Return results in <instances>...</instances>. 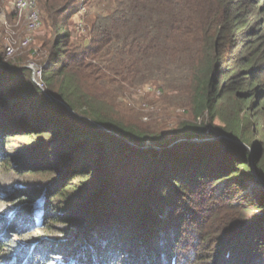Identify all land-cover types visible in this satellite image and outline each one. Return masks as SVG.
<instances>
[{"label": "trees", "instance_id": "obj_1", "mask_svg": "<svg viewBox=\"0 0 264 264\" xmlns=\"http://www.w3.org/2000/svg\"><path fill=\"white\" fill-rule=\"evenodd\" d=\"M113 2L116 6L103 30L106 38L97 53L103 54L100 62L105 59L107 67L108 58L115 52L126 55L117 64L124 79L108 68L91 78L88 70L93 66L79 67V55L64 50L70 35L66 23L60 26L58 18L52 24L53 32L63 36L40 62L43 87L35 83L30 68L9 67L6 55L0 53V137L9 132H26L30 145L41 139L48 141L53 148L62 149L61 161L67 156L72 167L68 171L72 180L66 181L70 182L66 188L58 191L59 180L65 178L54 177L50 186L55 187V193L46 200L45 207L32 203L36 201V191L18 192L17 197L26 204L20 205L18 214L9 221L6 217L0 219V259L10 256L16 264H121L119 260L130 262L133 258L130 264H181L174 253L167 254L164 241H152L160 221L151 219L145 211L156 201L175 206L172 201L176 196L187 198L186 203L194 201L188 195L211 184L216 189L210 199L224 194L230 200L227 212L242 209L245 214L227 223L224 232L231 235L225 240L220 238L214 256L198 260V254L191 253L188 259L200 264H264V189L256 194L248 188L255 181L254 172L264 184V158L260 157L264 130L258 129L259 124H264V0ZM240 46V52L233 57ZM179 67L186 73L194 122H184L171 133L137 128L112 112L107 99L92 95L91 79L96 84L101 82L108 92L136 79L141 84L164 83L158 88L166 92L168 84L172 86L171 75ZM206 138L215 142L200 141ZM32 155L38 154L35 151ZM15 157L18 156H11ZM1 164L0 170L17 168L3 155ZM122 166L140 167L145 175L142 182L147 197L142 193L139 202L144 200L147 206L140 205L139 218L140 228L147 229L149 235L143 242H132L140 246L144 257L137 259L122 240L101 251L103 243L97 241L96 232L85 243L89 244L82 249L85 251L74 250L82 248L81 239L98 227L99 215L60 218L52 202L57 198L68 200L67 194L78 193L73 201L82 200V205L91 202L83 207L104 205L106 198L100 196L107 190L103 187L110 184L112 174ZM76 181L81 190L72 187ZM80 208L76 207L75 212ZM24 223L38 241L55 225L63 226L64 234L55 242L41 240L36 246L22 247L15 238L24 242ZM61 236L64 239H59ZM204 236L203 243L216 241L214 233ZM90 248L91 252L99 251L95 260L87 255ZM63 256L68 260H62Z\"/></svg>", "mask_w": 264, "mask_h": 264}, {"label": "rangeland", "instance_id": "obj_2", "mask_svg": "<svg viewBox=\"0 0 264 264\" xmlns=\"http://www.w3.org/2000/svg\"><path fill=\"white\" fill-rule=\"evenodd\" d=\"M14 1L0 0V13L5 15L9 25L6 26L0 18V53L6 55V49L10 42H17L15 54L10 57L4 56L9 67L26 66L29 68L33 63L40 66V62L48 54L53 43L63 36L62 34L57 37V34L53 32L52 24L58 18L60 26L66 23L70 35L64 50L70 54L79 55V67L84 64H87V67L93 66L88 70L91 78H95L101 69L105 70L108 68L114 70L119 78L124 79L120 69L117 68V64L126 55H117L115 52L112 57L108 58L107 64L109 67H107L104 64L105 59L100 62L103 54L97 53L99 47H102L101 42L106 38L103 30L107 27L108 15L110 13L113 14L116 6L113 0H36L41 14L42 25L34 33H30L27 30L25 16H20L13 9ZM42 8H47L48 12H45ZM63 10L65 11L60 15ZM10 15H12V18L8 19ZM28 36L33 40L31 45L25 48L18 47V43ZM240 50L241 46L234 52L233 57H236ZM92 74L95 76H92ZM185 79L186 73L182 67H179L171 75L173 87L168 84L170 89L166 90V92L158 88V86L160 87L164 84L158 81H156L157 84L155 82H144L141 84L140 80L138 81L137 79L132 82L127 81L121 86L109 90V92L107 91L108 88L101 82L96 84L91 79L90 83L92 95L100 100L107 99L110 102L111 111L115 112L118 117L123 118L125 122L152 133H171L184 122H194L191 108L189 107L190 98ZM33 80L36 84L42 85V77L38 78L37 75H33ZM116 81L122 83L117 79ZM2 107L3 104L0 103V113L3 111ZM262 126L264 127L263 123L259 124L258 129L264 130ZM10 135L12 137H9ZM27 135L26 132H9V135L5 134L0 137V155L7 157L11 161L13 160L15 166H17V170L14 169V171L5 170L4 168L0 170V219L6 217L9 221L12 215L18 214L20 205L26 204L22 198L17 197L20 190L36 191V201L32 203L37 204L40 208L41 205L45 207V202L49 201L55 193V187L50 186L54 177L55 179L65 178V181L59 180L61 188H58V191L62 187H67L70 182L66 181L72 180V178H68V171L72 168L70 167L71 160L65 156L61 161L60 157L64 156L62 155V149L53 148L48 141L42 139L40 142H34V145L32 144L34 147H31L32 145L29 144L30 138ZM206 140H211L212 143L215 142L212 138L200 141L205 142ZM244 146L248 150L253 151L248 145ZM171 147L173 145L169 146V148ZM35 151L38 154L36 157L32 155ZM260 155L261 159H263L264 149ZM11 156L18 157L11 158ZM29 166L31 167L30 169ZM41 166H54L57 169L47 170L40 168ZM0 167H2V164ZM28 171H33L35 174L27 175ZM112 175L113 179L110 184L107 183L103 187L109 193L106 194V191L100 196V198H106L107 202L98 207L99 209L88 208L90 201H86L88 203L85 202L84 204H88V206L83 207L82 200L73 201V198L78 193H69L67 194L68 200L57 198L55 202H52L54 204L53 207L56 209L55 215L64 219L81 218L84 215L91 217L93 213H97L95 217L99 215L98 227L94 228L95 230L88 231L87 236L81 239L80 246L82 248L77 247L74 250L86 249L89 244L85 243H88V238H94L93 234L96 232L97 241L103 243L102 246L99 245L102 247L101 251L109 249L112 244L122 240L127 244L129 252L133 250L131 253L140 260L144 257L141 253L142 250L140 246L134 245L132 242L144 240L149 235L147 229L146 231L140 228L142 220L139 218L142 213L139 209L140 205L147 206L144 200L139 202V197L145 192L142 182L145 175L140 167L124 168L123 166ZM254 176L260 179L255 172ZM78 183L76 181L72 187H78ZM211 186L213 185L205 184L198 192L192 191L188 197L191 196V199H196L194 201L191 200V202L186 203L187 198L181 199L176 196L172 201L175 202V206L164 204L167 201H156L152 204V208H148L145 211V215L160 221V226L155 222L159 227L154 228L155 236H153L154 239L152 238V241H164L165 246L168 245L166 248L167 254L174 253L181 264H200L198 260L201 258L214 256L215 250L220 244L216 247L215 245L220 238L225 237L223 238L225 240L231 235V233L224 232L227 223L245 214L242 209L237 213L227 212L229 210L228 201L230 200L224 194L220 198L210 199V193H214L216 189V187L212 188ZM248 188L249 191L257 194L264 189L263 181H254L248 185ZM78 189L81 190L82 188L78 187ZM231 191H234V188ZM146 195L147 193L145 192L144 196ZM76 207L81 208L75 212ZM132 209L134 210L132 211ZM42 219L43 217L39 215L38 220L42 222ZM41 222L38 227H40ZM27 226L28 224L24 223L21 228L26 229ZM63 229V226L55 225L52 231L41 237V240L55 242L59 235L64 234ZM159 231H165L166 235L164 232L159 234ZM23 233H25L26 237L24 242L18 236L15 238L17 242L22 243L20 246L24 247L25 244L29 247L36 246L37 235L33 234L30 229H26ZM208 233L211 235L214 233L216 237L214 243H203L204 235ZM8 235L11 236L10 233ZM138 236L140 238H137ZM59 239L62 240L64 237ZM65 239H67L66 236ZM41 240L38 242L40 243ZM212 247L215 248L210 251ZM91 251L92 249L90 248L87 255L90 256L91 260H95L99 251ZM83 253L81 252V254ZM191 253L198 254V260L191 261L188 259ZM262 254L264 256V251H262ZM61 258L62 260H68V257L63 256ZM132 259L130 258L129 261L131 262ZM262 260L264 261V258ZM119 261L121 264H130L128 260ZM0 264H16V261L13 257L3 256L0 259Z\"/></svg>", "mask_w": 264, "mask_h": 264}, {"label": "built area", "instance_id": "obj_3", "mask_svg": "<svg viewBox=\"0 0 264 264\" xmlns=\"http://www.w3.org/2000/svg\"><path fill=\"white\" fill-rule=\"evenodd\" d=\"M14 10L20 14V16L24 15L26 18V25L27 30L30 33H34L37 30L41 28L42 20H41V14L38 10L37 2L36 0H15L13 5ZM1 21H4L6 26H9L6 20L5 15L0 13ZM33 42L32 38L28 36L25 38L22 42L18 43V47L25 48L31 45ZM17 42L13 41L10 42V44L7 46L6 49V55L7 57H10L15 54V46ZM30 69L33 70V75L38 78L42 77V68L40 66L35 65L34 63L30 65ZM39 86H42L39 84Z\"/></svg>", "mask_w": 264, "mask_h": 264}, {"label": "water", "instance_id": "obj_4", "mask_svg": "<svg viewBox=\"0 0 264 264\" xmlns=\"http://www.w3.org/2000/svg\"><path fill=\"white\" fill-rule=\"evenodd\" d=\"M260 180H261V179L255 178V181H256V182H258V181H259V182H262V181H260Z\"/></svg>", "mask_w": 264, "mask_h": 264}]
</instances>
